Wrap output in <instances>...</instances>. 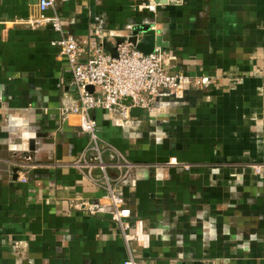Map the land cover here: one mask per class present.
Here are the masks:
<instances>
[{
    "label": "crops",
    "instance_id": "0c3cea01",
    "mask_svg": "<svg viewBox=\"0 0 264 264\" xmlns=\"http://www.w3.org/2000/svg\"><path fill=\"white\" fill-rule=\"evenodd\" d=\"M40 15L39 0H0V264H124L104 191L72 166L89 135L63 111L76 90ZM44 16L84 50L151 25L164 68L201 81L127 121L91 112L101 147L140 165L117 188L143 226L136 258L264 264V169L250 168L264 165V0H55Z\"/></svg>",
    "mask_w": 264,
    "mask_h": 264
},
{
    "label": "built area",
    "instance_id": "2783aa9c",
    "mask_svg": "<svg viewBox=\"0 0 264 264\" xmlns=\"http://www.w3.org/2000/svg\"><path fill=\"white\" fill-rule=\"evenodd\" d=\"M54 6L55 0H39L41 15L37 20H33L32 24L50 25L60 35V38L51 44L58 48L59 56L68 67L72 86L76 90L74 104L63 111L81 116L83 129L89 135L88 145L72 166L82 171L89 181L104 191L110 207L109 217L118 227L128 251V259L124 264H142L132 249L134 244L144 243L142 223H131L126 219L124 199L117 190L128 174L140 165L129 161L110 146L101 147L91 112H117L121 121H127L131 117L132 109L140 108L151 113L159 96L178 95L184 87H198L201 81L193 76L167 71L164 68V54L161 49L144 55L132 45L123 43L117 48L116 59L102 50V42H93L86 50L82 49L74 38L63 34L61 17L44 16V13ZM88 88H92V92L88 91ZM105 153L111 157L109 161L105 159ZM250 168L260 174L264 165H251ZM96 170L102 173L99 180L93 175ZM111 170L117 172L113 179L108 175ZM76 207L84 208L85 204ZM98 210L100 209L89 208L91 214L97 213Z\"/></svg>",
    "mask_w": 264,
    "mask_h": 264
},
{
    "label": "water",
    "instance_id": "95a60500",
    "mask_svg": "<svg viewBox=\"0 0 264 264\" xmlns=\"http://www.w3.org/2000/svg\"><path fill=\"white\" fill-rule=\"evenodd\" d=\"M114 45L107 39L102 41V49H104L112 58L118 57L117 48L123 43L132 45L135 49L144 55H149L155 51V49H164L169 46L167 42L163 40L162 35L152 30L151 25H141L132 27L130 35L113 37ZM88 91L92 92V88H88ZM170 99L176 98L175 95H168ZM145 112L140 108H134L130 111L131 116L144 115ZM202 264V263H194Z\"/></svg>",
    "mask_w": 264,
    "mask_h": 264
}]
</instances>
